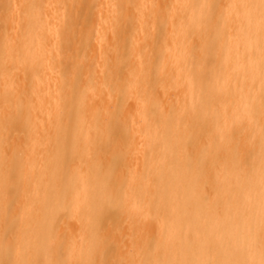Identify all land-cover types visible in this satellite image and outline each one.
I'll return each instance as SVG.
<instances>
[{"label": "bare ground", "instance_id": "6f19581e", "mask_svg": "<svg viewBox=\"0 0 264 264\" xmlns=\"http://www.w3.org/2000/svg\"><path fill=\"white\" fill-rule=\"evenodd\" d=\"M0 264H264V0H0Z\"/></svg>", "mask_w": 264, "mask_h": 264}]
</instances>
